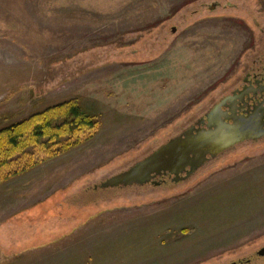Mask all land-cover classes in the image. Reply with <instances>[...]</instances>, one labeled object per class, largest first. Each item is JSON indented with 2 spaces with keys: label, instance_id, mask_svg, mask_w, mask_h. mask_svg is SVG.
Wrapping results in <instances>:
<instances>
[{
  "label": "rangeland",
  "instance_id": "rangeland-1",
  "mask_svg": "<svg viewBox=\"0 0 264 264\" xmlns=\"http://www.w3.org/2000/svg\"><path fill=\"white\" fill-rule=\"evenodd\" d=\"M256 2L0 0V128L68 100L99 123L0 184V264H264V142L184 181L101 188L229 87Z\"/></svg>",
  "mask_w": 264,
  "mask_h": 264
},
{
  "label": "trees",
  "instance_id": "trees-1",
  "mask_svg": "<svg viewBox=\"0 0 264 264\" xmlns=\"http://www.w3.org/2000/svg\"><path fill=\"white\" fill-rule=\"evenodd\" d=\"M98 128L97 117L76 100L47 107L0 128V184L89 141Z\"/></svg>",
  "mask_w": 264,
  "mask_h": 264
},
{
  "label": "water",
  "instance_id": "water-1",
  "mask_svg": "<svg viewBox=\"0 0 264 264\" xmlns=\"http://www.w3.org/2000/svg\"><path fill=\"white\" fill-rule=\"evenodd\" d=\"M217 5L213 4L210 10ZM256 128L255 121H234L230 124L208 116L206 127H190L169 138L141 160L106 179L101 188L141 187L146 184L157 186L159 182L154 179L166 174L173 176L176 182L185 180L211 159L246 141L257 139L260 134ZM182 173H185V177L179 180ZM258 255L264 256V248Z\"/></svg>",
  "mask_w": 264,
  "mask_h": 264
},
{
  "label": "flooded vegetation",
  "instance_id": "flooded-vegetation-1",
  "mask_svg": "<svg viewBox=\"0 0 264 264\" xmlns=\"http://www.w3.org/2000/svg\"><path fill=\"white\" fill-rule=\"evenodd\" d=\"M259 2L261 3V0L256 2L258 7H260ZM261 11L263 14L264 4ZM253 24L259 30L258 43L255 46H250V49L248 48V54L242 62L240 71L234 76L229 87L182 131L190 127H206L208 116L210 119L219 118L221 121L230 124L234 121L251 120L257 124L255 130L260 135L257 139L246 141L238 146L264 142V27L260 28L256 16L253 17ZM215 159H211L209 162ZM183 177H185V173L179 175L178 178L180 180ZM154 180L159 182L157 186L176 183L174 177L169 174L162 175Z\"/></svg>",
  "mask_w": 264,
  "mask_h": 264
},
{
  "label": "crops",
  "instance_id": "crops-1",
  "mask_svg": "<svg viewBox=\"0 0 264 264\" xmlns=\"http://www.w3.org/2000/svg\"><path fill=\"white\" fill-rule=\"evenodd\" d=\"M66 194H67V193H66ZM49 198H50V197H49ZM49 198H48V199H49ZM48 199H46V200H44V201H47ZM42 202H43V201H41V202H39V203H42ZM17 218H18V217H17ZM28 219H29V220H32L33 218L28 216ZM40 222H41V221H38V224H43V223H44V221L41 222V223H40Z\"/></svg>",
  "mask_w": 264,
  "mask_h": 264
}]
</instances>
